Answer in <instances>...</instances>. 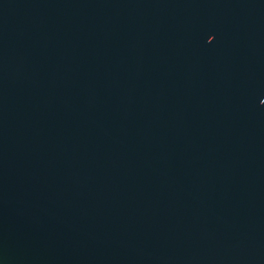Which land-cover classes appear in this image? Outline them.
<instances>
[{
  "label": "water",
  "instance_id": "water-1",
  "mask_svg": "<svg viewBox=\"0 0 264 264\" xmlns=\"http://www.w3.org/2000/svg\"><path fill=\"white\" fill-rule=\"evenodd\" d=\"M0 264H264V0H0Z\"/></svg>",
  "mask_w": 264,
  "mask_h": 264
}]
</instances>
